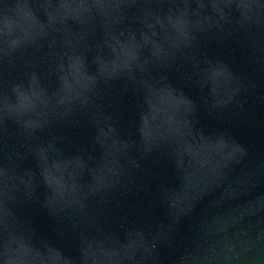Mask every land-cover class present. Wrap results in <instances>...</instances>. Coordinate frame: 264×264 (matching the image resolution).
<instances>
[{
  "label": "water",
  "instance_id": "water-1",
  "mask_svg": "<svg viewBox=\"0 0 264 264\" xmlns=\"http://www.w3.org/2000/svg\"><path fill=\"white\" fill-rule=\"evenodd\" d=\"M0 264H264V0H0Z\"/></svg>",
  "mask_w": 264,
  "mask_h": 264
}]
</instances>
